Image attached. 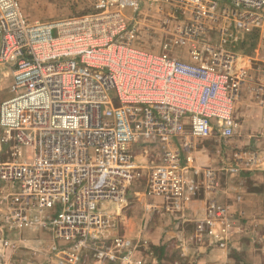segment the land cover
<instances>
[{
  "label": "built area",
  "instance_id": "1",
  "mask_svg": "<svg viewBox=\"0 0 264 264\" xmlns=\"http://www.w3.org/2000/svg\"><path fill=\"white\" fill-rule=\"evenodd\" d=\"M83 1L29 22L0 0V91L14 94L0 103L1 224L49 231L61 264L103 263L129 188L181 194L197 142L230 139L242 88L264 89V61L232 51L249 34L264 44V0H173L189 16L159 22L158 51L134 44L141 0Z\"/></svg>",
  "mask_w": 264,
  "mask_h": 264
},
{
  "label": "crops",
  "instance_id": "2",
  "mask_svg": "<svg viewBox=\"0 0 264 264\" xmlns=\"http://www.w3.org/2000/svg\"><path fill=\"white\" fill-rule=\"evenodd\" d=\"M176 54L189 61L185 49ZM221 141L212 133L197 142L174 199L148 197L134 183L104 232L107 259L87 264H264V89L242 88L231 138ZM56 245L41 226L0 223V264H61Z\"/></svg>",
  "mask_w": 264,
  "mask_h": 264
},
{
  "label": "rangeland",
  "instance_id": "3",
  "mask_svg": "<svg viewBox=\"0 0 264 264\" xmlns=\"http://www.w3.org/2000/svg\"><path fill=\"white\" fill-rule=\"evenodd\" d=\"M22 3L24 6V9L22 8L23 14L29 22H33V20L36 19L40 20V22H45L50 18L51 20H56L71 15H78L80 12H82V8L85 4L83 0H24ZM221 5H224V3ZM183 12V9L177 6L173 0H141L138 11L134 15L136 26L139 29L138 42L134 43L135 46H142L144 48L147 47V49L149 48L150 50L158 51L159 43L163 42V38L165 39L163 35L161 36L162 32L159 22L164 18L170 20L174 19V24L175 21L186 20L189 16V13L185 12L184 14ZM210 36L213 38L215 37V34L211 32ZM211 42L214 43V40H211ZM258 42L259 40L256 41V37L251 38L250 34L245 35L243 40L238 41V43L233 46L232 51H239L241 54L247 55L257 62L258 60L264 61V48H259L257 51L254 48L255 46L253 47V45H257ZM13 95L14 94L12 92L6 89L1 90L0 103L12 98ZM221 142L224 144L223 141ZM140 156L141 155L139 154L138 157ZM151 160L154 161L153 158H151ZM138 181L140 182L142 179L137 180L136 182ZM140 187H142V183H136V190H139ZM5 208V206L0 204V217L3 214ZM36 214L38 216L37 220L43 221L45 216H48L49 218L51 217V209L43 208L41 211L38 210V213ZM110 224H112V222ZM109 230H111V228H109L108 231ZM55 254L57 255V253ZM55 258L56 261H59L58 256H55ZM88 258L93 260L91 255L88 256ZM106 264L111 263L108 261Z\"/></svg>",
  "mask_w": 264,
  "mask_h": 264
}]
</instances>
